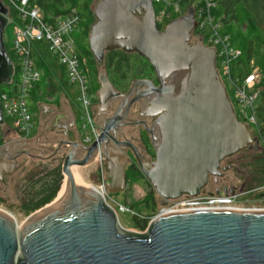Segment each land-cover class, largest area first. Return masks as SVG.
Here are the masks:
<instances>
[{
  "label": "water",
  "instance_id": "95a60500",
  "mask_svg": "<svg viewBox=\"0 0 264 264\" xmlns=\"http://www.w3.org/2000/svg\"><path fill=\"white\" fill-rule=\"evenodd\" d=\"M93 7L96 22L88 41L98 66H104L109 51L137 53L152 65L159 85L135 79L123 94L115 91L105 71L98 73L99 139L89 146L66 139L54 142L56 148L68 146L62 163L68 185L60 199L59 190L22 224L0 209V264H264V209L163 212L152 219L147 232L139 233L123 227L104 197L75 174L74 166L88 165L101 152L108 190L125 189L123 153L108 144L117 141L116 128L124 126L129 106L141 99L142 116L155 118L146 128L156 160L134 154L142 174L164 200L199 195L210 176L220 174L224 159L255 141L221 81L216 50L192 41L198 25L192 7L163 30L154 0H98ZM9 23V9L0 0V87L12 83L15 74L5 41ZM118 100L116 116L103 120L110 103ZM16 144L0 148V175L22 166L6 163L14 159ZM119 144L125 147L126 142Z\"/></svg>",
  "mask_w": 264,
  "mask_h": 264
},
{
  "label": "built area",
  "instance_id": "2783aa9c",
  "mask_svg": "<svg viewBox=\"0 0 264 264\" xmlns=\"http://www.w3.org/2000/svg\"><path fill=\"white\" fill-rule=\"evenodd\" d=\"M182 1L184 0H154V3L161 5L158 13H156L158 24L166 26L167 22L176 19L173 17L175 13L179 14L177 18L183 16ZM2 2L9 9L10 22L13 21L14 23V36L10 47L16 59L13 81L10 84H4L10 85L9 89L1 91L0 87V102L5 120L3 127L8 126L18 137L23 139L31 135L34 124L29 97L35 84L39 82L42 76L32 56V47L34 42L46 40L52 53L66 71L67 84L76 86L78 90L76 96L80 111L79 120L82 121L79 129L86 131L81 142L88 146L93 144L100 136V128L97 126L92 108L94 93L90 89L89 69L78 56L74 39L71 37V33L79 23L80 15L76 10H72L65 17L58 18L54 23H49L44 20L42 9L31 0H2ZM192 2V8L198 21L192 41L202 42L216 50L217 71L223 84L233 88L236 105L233 103L232 105L238 119L248 127L250 126L255 132L256 138L264 142L260 135L257 115L261 95L259 85L261 72L259 68L256 67L252 72L243 73L240 77L235 78L232 74L231 62L240 54V51L231 46L228 36H222L219 33V24L215 22L212 15V8L216 7L215 0H192ZM10 9L16 12L17 20L12 18ZM16 67L18 71H16ZM8 137L0 131V148L10 141L7 140ZM101 155V152H98L95 161H98ZM107 175L104 165L99 171L96 184L91 183L90 185L104 197L106 203L113 208L117 215L119 212H131L140 219L146 218L147 216L137 215L131 206L114 198L106 185ZM236 202L237 194L209 195L200 193L197 196L186 195L177 199H170V204L162 206L159 213L237 208Z\"/></svg>",
  "mask_w": 264,
  "mask_h": 264
},
{
  "label": "trees",
  "instance_id": "16d2710c",
  "mask_svg": "<svg viewBox=\"0 0 264 264\" xmlns=\"http://www.w3.org/2000/svg\"><path fill=\"white\" fill-rule=\"evenodd\" d=\"M31 1L40 8L43 6L47 10H50V8L60 10V13L63 14L61 17L48 14L44 16V20L49 23H54L58 18L65 17L72 10L78 12L80 20L77 27L71 33V37L74 39L78 56L86 63L90 71V76L91 72L98 73L99 66L90 49L88 41L91 25L95 23L96 18L93 8L94 0ZM215 2L216 7L212 8V15L215 18V22L219 24L218 29L220 35L228 36L231 46L240 51V54L231 62L233 76L235 78L240 77L243 73L252 72L256 67H258L261 72L259 84L261 95L257 107V115L260 124V135L264 140V0H215ZM154 6L156 13H158L161 5L154 3ZM192 6V0H184L181 2L182 12L184 14ZM10 14L13 19L17 20L15 11L10 9ZM173 17L177 18L179 14L175 13ZM168 23L169 22H167V24ZM158 25L161 30L165 28L164 24ZM6 46L11 59L16 63L15 55L11 47L7 45V43ZM32 56L36 64L40 68H44L45 80L52 82V88H54L56 84L52 81L53 75H56L59 69L63 71L64 67L52 53L49 43L46 40L34 42ZM104 68L118 79L122 86L129 85L133 79L142 74L145 76L155 74L152 65L147 59L137 53H126L121 49L106 53ZM16 69V71H18L17 67ZM41 85V83L37 82L34 87L38 88L41 87ZM62 85L68 86L67 74ZM97 88L98 85H96L91 92L94 93ZM2 90L5 89H2L1 85V91ZM0 131L5 134L3 125H0ZM127 174L130 179H137L140 172H137L132 166L129 168ZM63 179L64 175L60 163L54 166H45L40 172L31 173L26 179L19 209L26 215H30L39 208L52 202L62 187ZM151 200H154L153 192L149 191L141 203H146L145 205H147L146 207L148 208L149 201ZM0 201L3 202V198H0ZM156 212L157 209H154L152 212L144 215L149 218ZM136 218V227L144 228L148 224L147 219H140L138 216H136Z\"/></svg>",
  "mask_w": 264,
  "mask_h": 264
},
{
  "label": "flooded vegetation",
  "instance_id": "af4514ba",
  "mask_svg": "<svg viewBox=\"0 0 264 264\" xmlns=\"http://www.w3.org/2000/svg\"><path fill=\"white\" fill-rule=\"evenodd\" d=\"M100 71H105L115 91L126 94L135 79H150L156 85H159L156 74H151L145 76L142 74L139 77L133 79L129 85L122 86L119 83V80L112 76L105 68L99 67ZM98 71V73L100 72ZM98 73L91 72L90 76V89L92 90L96 85H98L97 90L94 92L92 97V108L95 113V120L98 113V109L101 106L100 99L97 96V91L100 88L98 81ZM90 74V71H89ZM144 75V76H143ZM144 99L139 100L138 102H133L126 113L125 124L122 126L121 131L116 128L115 137L117 141H111L109 143L110 148H116L123 153L122 160L126 162V177L127 182L130 180L127 172L130 167H134L137 172H140L137 179H144L138 164L135 158V151H138L140 154H144L151 161L156 160V150L151 141L150 134L147 131V127H151L155 118H149L142 116ZM121 106V101H113L110 103V107L102 114L101 118L103 120L113 119L116 116L118 109ZM40 113V112H39ZM52 114V115H51ZM64 117V120L61 118ZM40 121L36 125V134H31L28 138L18 137L16 139H11L8 143L17 142L18 144L16 150L12 152L11 156L14 159H9L6 161L9 165L21 164L22 166L18 169H15L13 172L4 171L0 175V193L8 194L10 191L11 184L17 175V173L23 169L25 164L31 160H38L46 164V162H53L59 158L62 163L68 148L67 145H62L56 148L54 142L66 139L68 141H77L81 142V139L78 140L75 137V132L78 131V121H79V105L74 103L69 104V106L63 109L51 110L48 112H42V115L39 116ZM97 126L99 123L96 121ZM116 127V125L114 126ZM100 128V127H99ZM119 142H126L125 147L121 146ZM6 143V144H8ZM82 143V142H81ZM5 144V145H6ZM83 144V143H82ZM85 145V144H84ZM88 146V145H87ZM252 151L249 156H239L242 153L239 152L231 157L224 159L221 162L220 174L212 175L209 178V181L202 193L209 195H229L237 194L236 207H238V202L244 198V196L253 195V191L257 187L254 185H260L264 182V142L255 138L253 145L245 149ZM20 151H23L22 153ZM59 152L57 155L51 157L54 152ZM27 152V153H26ZM95 158H93L89 164L93 163ZM88 164V165H89ZM105 164V169L107 170V165ZM48 166V164H46ZM87 166V165H86ZM39 171V170H38ZM37 172V171H36ZM64 180V179H63ZM148 182V181H147ZM250 184V185H249ZM252 185V186H251ZM62 186V185H61ZM150 190L153 192L154 200L149 201L148 208L144 203L145 208L149 209L152 212L154 209L170 204V199L164 200L155 190L153 185L149 182ZM248 187H252L248 189ZM254 187V188H253ZM186 196V195H183ZM182 197V196H181ZM264 197V193H260L258 196ZM165 202L164 205L161 203ZM161 209V208H160ZM244 209H264V208H244Z\"/></svg>",
  "mask_w": 264,
  "mask_h": 264
},
{
  "label": "rangeland",
  "instance_id": "374dc122",
  "mask_svg": "<svg viewBox=\"0 0 264 264\" xmlns=\"http://www.w3.org/2000/svg\"><path fill=\"white\" fill-rule=\"evenodd\" d=\"M98 0H94V3H97ZM94 8V7H93ZM95 22H96V18H95ZM94 24V23H93ZM92 24V25H93ZM91 25V27H92ZM13 36H14V23L13 21H11L5 30V41L7 43V45H11L12 40H13ZM98 70L100 71V68H98ZM18 77V76H17ZM16 77V78H17ZM67 88L65 89L64 94H66L67 96H69L71 102H73L75 105L77 104V96L76 93L78 92L76 86H66ZM227 91L229 93V97L231 99V102L233 103V105L235 104V97H234V92H233V88L230 85H226ZM2 89L8 90L9 89V85H2ZM33 109H31V113L33 114V122L36 120V114L35 112L32 111ZM80 114V111H79ZM81 123L82 121L79 120L78 121V126L81 127ZM8 128V126H4V130H6ZM251 130V133L253 134L252 136L256 138L255 132L252 131V129L250 128V126L248 127ZM36 127H34L31 131V134L33 135V133L35 132ZM86 135V131L84 130H80L78 129L77 132H75V137L80 140L81 138L83 139V137ZM18 138L17 135L15 134H10L8 137V141L9 140H13ZM252 151L250 152L249 150H244L242 151V153L240 155H238L236 158H238L239 156L244 155L245 156H249V154H251ZM61 158L54 160L53 162H46V164H48L49 166H54L55 164L61 162L60 161ZM45 163L38 161V160H29L25 166L23 167L22 170H20L17 175L15 176L11 187H10V191L8 194H1L0 193V198H3V202L0 201V209L6 210L10 213H12L16 219L18 224H22L26 218L29 215H26L25 213H23L19 208L20 203H21V196L23 194V190L26 184V179L28 178V176L33 173V172H40V170H42L43 168H45V166H47ZM104 162L102 163V157L98 160V161H94L93 163L87 165V166H78V171L81 175V178L88 184L91 183H95L98 180V176H99V171L101 170V167H104ZM148 180H144V179H130L127 182V185L125 187V189L121 192L118 193H112V195L114 196V198L121 202L124 203L126 205L131 206V208H134V210L136 211L137 215H144V214H148L150 212L149 209L145 208V205L143 203H141L143 201V199L147 196V193L151 190L150 186H149V181ZM64 182V181H63ZM250 185V184H249ZM252 186V185H251ZM254 187H257L256 190L253 191V195L250 196H244L243 199H241L237 206L241 207V208H264V197H260L258 198L257 196L260 193H264V182L260 183V185H254ZM253 187V188H254ZM252 187H248V189H250ZM161 208V207H160ZM160 208H158V211L152 215L149 218H144L147 219L148 224L144 227H136L137 226V218L136 216L131 213V212H119V220L120 223L123 227L129 229V230H134V231H138V232H142L145 233L147 232V230H149L150 227V223L153 217H155L156 215L159 214L160 212Z\"/></svg>",
  "mask_w": 264,
  "mask_h": 264
},
{
  "label": "crops",
  "instance_id": "0c3cea01",
  "mask_svg": "<svg viewBox=\"0 0 264 264\" xmlns=\"http://www.w3.org/2000/svg\"><path fill=\"white\" fill-rule=\"evenodd\" d=\"M41 8H42L43 16L47 14L52 16L54 15L56 17L63 16V14L60 13L59 9L54 10L50 8V10L49 9L47 10L43 6H41ZM37 67L40 69L42 74L41 79L39 80V83H41L42 85L41 87L38 88L34 87L29 97L30 110L33 109L32 111L35 112L36 114V120L33 122L34 124L33 128L36 127L38 121H40L39 116L42 115V112H48L57 109L59 110L60 108L65 110L69 106V104L73 103L69 98L70 95L67 96L66 94H64L66 93L65 89L67 88L66 86L62 85V82H64V79L66 77L65 69L63 71L59 69L56 75H53L52 81H54L56 85H54L55 87L52 88L53 85L52 82H49V80H45L46 77H45L44 68H40L38 65ZM61 119L64 120V117ZM32 120H33V114H32ZM8 130L10 131V133L7 136H9L11 133L17 135L9 127L5 130V132ZM36 133L37 132L35 130L33 134Z\"/></svg>",
  "mask_w": 264,
  "mask_h": 264
},
{
  "label": "bare ground",
  "instance_id": "6f19581e",
  "mask_svg": "<svg viewBox=\"0 0 264 264\" xmlns=\"http://www.w3.org/2000/svg\"><path fill=\"white\" fill-rule=\"evenodd\" d=\"M74 172H75V174L79 177V179H80L84 184H86V185H88V186L91 187V185H90L89 183L87 184V183L81 178V175H80V173H79V171H78V166H74ZM67 185H68V178L65 177V178H64V182H63V184H62V187H61V189H60V192H59V194H58V198H57V199H60V198L64 195Z\"/></svg>",
  "mask_w": 264,
  "mask_h": 264
}]
</instances>
